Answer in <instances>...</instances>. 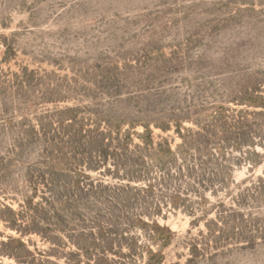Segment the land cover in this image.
Wrapping results in <instances>:
<instances>
[{
    "label": "rangeland",
    "instance_id": "1",
    "mask_svg": "<svg viewBox=\"0 0 264 264\" xmlns=\"http://www.w3.org/2000/svg\"><path fill=\"white\" fill-rule=\"evenodd\" d=\"M0 264H264V0H0Z\"/></svg>",
    "mask_w": 264,
    "mask_h": 264
},
{
    "label": "trees",
    "instance_id": "2",
    "mask_svg": "<svg viewBox=\"0 0 264 264\" xmlns=\"http://www.w3.org/2000/svg\"><path fill=\"white\" fill-rule=\"evenodd\" d=\"M253 115L262 116L263 112L254 113ZM216 116L217 117L216 118L214 117V119L222 121V123H224L223 127L228 129L226 130L224 136L219 137L217 135L212 137V135L210 134L211 137L208 138L204 136L202 133H199L198 135H196L198 136L197 139H195L194 138L195 135H189L190 136L189 141L188 139L185 138V144L183 143V145L179 148L180 150L179 154L172 152L168 147H163L160 145L159 148L151 155L153 156L154 161H156V163L159 164V168H160L159 170L163 172H165V170L169 171V167L171 168L170 170H172L173 167L172 165H176L177 162H179V157L183 156L186 147H188L189 148L188 150L194 154V155H190L189 157L190 160H186V161L187 162L190 161L189 163H195L197 161H203L204 159L214 160L216 159V157L219 158L221 153H223L220 151L225 150L226 146H230L232 145V143H235L236 146H241L239 141L240 140L242 141V139L247 134L243 130L246 129L250 130V126L247 125L248 120L243 117L242 118L237 117L236 118L237 120H234L233 124L229 125L227 124V120L229 117L226 116L225 110L222 107L219 108V111L217 112ZM234 130H237L239 132H232ZM147 145H149L148 142ZM194 145L195 147L191 148ZM222 157H225L224 153L222 154ZM152 189L153 187L149 186L148 190H152Z\"/></svg>",
    "mask_w": 264,
    "mask_h": 264
}]
</instances>
